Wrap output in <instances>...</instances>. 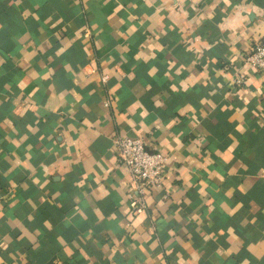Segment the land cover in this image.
<instances>
[{
    "label": "crops",
    "instance_id": "crops-1",
    "mask_svg": "<svg viewBox=\"0 0 264 264\" xmlns=\"http://www.w3.org/2000/svg\"><path fill=\"white\" fill-rule=\"evenodd\" d=\"M263 37L264 0H0V264H264ZM122 135L168 157L140 211Z\"/></svg>",
    "mask_w": 264,
    "mask_h": 264
},
{
    "label": "built area",
    "instance_id": "built-area-1",
    "mask_svg": "<svg viewBox=\"0 0 264 264\" xmlns=\"http://www.w3.org/2000/svg\"><path fill=\"white\" fill-rule=\"evenodd\" d=\"M244 62L264 78V37L256 42ZM101 79L105 82L107 77L103 76ZM243 81L238 75L231 79V84L237 87L242 85ZM108 105L106 102L104 106ZM113 148L118 161L129 173L126 198L132 201L131 205L135 211L145 209L151 189L162 185L164 181L168 157L160 152H146L140 137L117 136L113 140Z\"/></svg>",
    "mask_w": 264,
    "mask_h": 264
}]
</instances>
